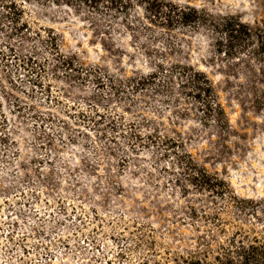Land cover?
I'll return each instance as SVG.
<instances>
[{
    "label": "rangeland",
    "instance_id": "obj_1",
    "mask_svg": "<svg viewBox=\"0 0 264 264\" xmlns=\"http://www.w3.org/2000/svg\"><path fill=\"white\" fill-rule=\"evenodd\" d=\"M171 1L237 19L249 37L166 28L137 0H0V264H173L203 239L264 234V0ZM48 35L78 72L55 66ZM180 61L210 78L227 134L125 82ZM155 122L193 134L192 156L253 203L207 204L219 228L182 213L164 160L133 136Z\"/></svg>",
    "mask_w": 264,
    "mask_h": 264
},
{
    "label": "trees",
    "instance_id": "obj_2",
    "mask_svg": "<svg viewBox=\"0 0 264 264\" xmlns=\"http://www.w3.org/2000/svg\"><path fill=\"white\" fill-rule=\"evenodd\" d=\"M137 1L144 7L150 22L166 28L202 25L227 36L232 31H236L243 35V38L249 37L250 29L232 17L214 19L207 12L171 0ZM129 4L131 0H117V9L125 8ZM10 14L14 15L15 12L11 11ZM47 37L50 47L55 50L52 56L55 66L65 70L72 69V71L77 70L76 67H81L77 65L79 63L76 62L75 56L63 54L57 50L56 39L53 36ZM92 70L96 72L95 69ZM93 80L98 84L101 82V77L94 75ZM125 82L136 90L150 88L156 91V94L161 97V102H166L167 105L172 104L177 113V119L191 110L200 127L215 128L220 134H227L230 129L227 116L218 102L210 78L192 64L181 61L161 62L146 73H136L127 77ZM170 131L171 133L166 128L160 129L155 122L146 133L138 132L133 136L142 148L152 149V157L164 160L156 165L161 170L160 174H164L166 184L173 185L174 196L178 192L177 196L184 200L183 203H177L182 213L194 217L201 212L202 217H207L214 223L217 220V213L206 214L203 208L207 204H214V201L222 198L241 208L253 203L249 199L240 198L234 194L222 178L216 173H210L192 156L186 148L185 140H191L193 134L184 135L175 130ZM147 173L150 172L147 171ZM197 201L198 207L194 204ZM214 226L219 228L220 224L214 223ZM153 264H159V262L153 261ZM173 264H264V234L256 235L255 233L250 236L248 232L236 229L227 235L224 241L220 240L216 247H212L207 240L203 239L199 241L197 248L187 250L184 255L175 256Z\"/></svg>",
    "mask_w": 264,
    "mask_h": 264
}]
</instances>
